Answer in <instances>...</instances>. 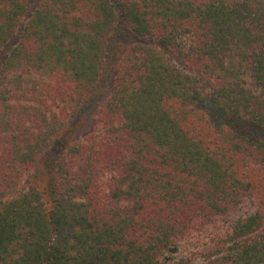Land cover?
<instances>
[{"label": "trees", "instance_id": "16d2710c", "mask_svg": "<svg viewBox=\"0 0 264 264\" xmlns=\"http://www.w3.org/2000/svg\"><path fill=\"white\" fill-rule=\"evenodd\" d=\"M0 264H264V0H0Z\"/></svg>", "mask_w": 264, "mask_h": 264}]
</instances>
